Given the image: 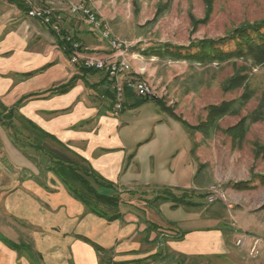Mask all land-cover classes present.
Here are the masks:
<instances>
[{
    "label": "crops",
    "instance_id": "crops-1",
    "mask_svg": "<svg viewBox=\"0 0 264 264\" xmlns=\"http://www.w3.org/2000/svg\"><path fill=\"white\" fill-rule=\"evenodd\" d=\"M65 1L0 0V264H187L184 257L228 254L221 231L189 228L201 216H182V207L155 203L143 191L122 200L120 219L87 212L56 176L37 177L31 155L15 144V131L25 132L33 122L120 190L138 187L122 173L127 153L121 121L107 113L114 109L115 82L71 62L60 44L64 35L28 15L32 6L54 7L64 17L66 36L88 53L108 54L98 32L71 14ZM73 78L67 92H50Z\"/></svg>",
    "mask_w": 264,
    "mask_h": 264
},
{
    "label": "rangeland",
    "instance_id": "rangeland-1",
    "mask_svg": "<svg viewBox=\"0 0 264 264\" xmlns=\"http://www.w3.org/2000/svg\"><path fill=\"white\" fill-rule=\"evenodd\" d=\"M65 3L71 14L80 16L88 29L94 31L83 13L72 12L76 4L91 7L109 24L112 34L129 46L126 58L133 71L120 74L121 81L140 78L154 89L150 98L156 100L128 94L121 110L116 108L115 97L114 109L107 111L121 121L119 130L127 153L122 173L127 172L134 179L138 187L132 189L148 196L166 188L176 194H193L198 205L180 206L186 210L182 216L194 212L193 216H201L202 222H192L189 228L219 230L227 241L228 254L207 252L184 257L183 261L264 264V64L255 65L249 58L205 63L155 53L165 45L170 46L167 50L175 51L197 40L225 37L242 24L262 20L264 0H213L209 15L204 0H66ZM47 8L57 13L54 7ZM59 15L63 29L64 17ZM102 42L110 50L108 54L88 53L78 41L79 53L115 58L111 46ZM229 46L233 47V43L224 48ZM196 51L181 49L186 54ZM237 72L245 77L243 84L225 90L224 83ZM223 101L233 102L231 112L206 129L208 107ZM253 114L259 120L250 125L241 139L234 140L226 132ZM28 151L35 158L33 165L40 169L37 177L56 176L46 169L49 166L46 156L42 159L32 149ZM213 187L226 195L225 201L219 198L209 201ZM126 194L125 198H130ZM245 237L246 244L237 246L236 241ZM256 239L257 252L251 255Z\"/></svg>",
    "mask_w": 264,
    "mask_h": 264
},
{
    "label": "trees",
    "instance_id": "trees-1",
    "mask_svg": "<svg viewBox=\"0 0 264 264\" xmlns=\"http://www.w3.org/2000/svg\"><path fill=\"white\" fill-rule=\"evenodd\" d=\"M204 1L208 6L207 12L209 15L212 11L213 0ZM194 23L197 25L199 22L195 19ZM59 34L64 35L63 39L60 40V44L63 45L66 52L70 54V45L66 40V34L63 29H61ZM229 43H233V47L229 46V48L225 49L224 47ZM163 47V49H156L155 53L165 56L171 54L178 59L185 58L191 61L197 60L205 63L216 59L224 61L226 59L249 58L253 60L255 65H262L264 64V19L242 24L225 37L197 40L196 42H192L187 48L183 46L178 50L172 51L169 49L167 50V48L170 47L169 45ZM192 48L197 49V51L187 54L181 52V49ZM81 69L86 72H99V70L96 69H87L84 67H81ZM106 78H109L108 74H106ZM244 79L245 77L237 72L224 83V89L230 90L238 87L243 84ZM75 80L76 78H73L69 83L55 88L50 92L55 94L65 93L73 86ZM111 80L115 82L114 79ZM110 92V97L113 101L116 97L115 90L112 88ZM131 92V90L126 89V95H131ZM139 97L143 100H156L150 97ZM246 97L249 98L250 96ZM232 103V101H223L220 104L210 105L208 107V118L205 121L206 129L210 126L217 125L219 118L230 113ZM259 115L260 114H257V116ZM255 116L256 115L253 114L242 118L237 125L230 127L226 132L229 133L234 140L236 138L241 139L250 125L259 120ZM30 123L31 127L26 128L25 132H23L22 129L15 131L14 140L17 147L24 150L27 155L30 154L31 158L34 157L28 149H32L39 156L42 155V159L46 156V160L49 163L46 169L55 173L65 184L71 195L84 204L87 212L105 217L110 221L120 219L122 217L120 204L122 200L126 199L123 194L129 193L130 197H132L136 194V191L120 190L116 183L101 175L85 158L74 152L56 136L46 132L35 123ZM52 143L55 145H51ZM259 148L257 149L258 151L260 150ZM193 196V194L188 192L176 194L170 188H166L161 192H159V190L156 191L151 200L155 203L171 202L174 208L180 206H197L198 204L196 200L192 198ZM97 249L100 252L104 251L101 247H97Z\"/></svg>",
    "mask_w": 264,
    "mask_h": 264
},
{
    "label": "built area",
    "instance_id": "built-area-1",
    "mask_svg": "<svg viewBox=\"0 0 264 264\" xmlns=\"http://www.w3.org/2000/svg\"><path fill=\"white\" fill-rule=\"evenodd\" d=\"M72 12L84 14L85 18H87V22L91 25L94 31H99L101 39L115 51V58H98L95 56L80 54V44L78 41L74 40L71 36H66V40L71 48V62L87 69L99 70V72L108 74L111 79L115 80L113 88L116 93V108L118 110L123 108L126 89L131 90L138 96H153L154 89L143 79L130 78L124 81L120 80V74L133 71L130 62L126 58L129 46H127L126 42L120 40L112 34L109 24L105 22L95 10L85 4L74 5L72 7ZM28 15L32 18L41 20L45 25L54 29L56 32L61 31L59 22L62 17L53 11L52 8L32 6L28 10ZM137 73L141 74L140 71ZM215 193H217V195H215ZM218 198L225 201L226 195L222 193L220 189L213 187L212 195L209 197V201L214 202ZM246 242V237L244 239L239 238L236 241V245L243 247ZM257 245L258 240L256 239L250 250L251 255H255L257 252Z\"/></svg>",
    "mask_w": 264,
    "mask_h": 264
}]
</instances>
